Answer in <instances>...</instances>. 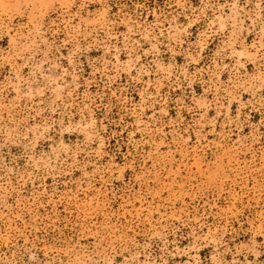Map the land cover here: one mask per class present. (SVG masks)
I'll use <instances>...</instances> for the list:
<instances>
[{
    "label": "rangeland",
    "instance_id": "obj_1",
    "mask_svg": "<svg viewBox=\"0 0 264 264\" xmlns=\"http://www.w3.org/2000/svg\"><path fill=\"white\" fill-rule=\"evenodd\" d=\"M0 264H264V0H0Z\"/></svg>",
    "mask_w": 264,
    "mask_h": 264
}]
</instances>
